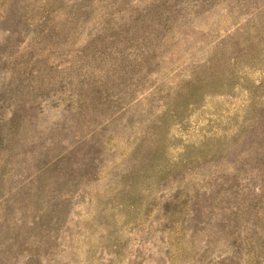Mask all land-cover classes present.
I'll return each mask as SVG.
<instances>
[{
    "label": "rangeland",
    "instance_id": "1",
    "mask_svg": "<svg viewBox=\"0 0 264 264\" xmlns=\"http://www.w3.org/2000/svg\"><path fill=\"white\" fill-rule=\"evenodd\" d=\"M0 264H264V0H0Z\"/></svg>",
    "mask_w": 264,
    "mask_h": 264
}]
</instances>
